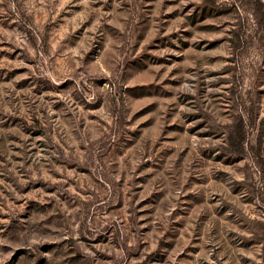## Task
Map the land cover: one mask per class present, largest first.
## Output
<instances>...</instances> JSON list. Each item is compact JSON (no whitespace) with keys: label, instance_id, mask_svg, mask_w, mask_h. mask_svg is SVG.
Wrapping results in <instances>:
<instances>
[{"label":"rangeland","instance_id":"obj_1","mask_svg":"<svg viewBox=\"0 0 264 264\" xmlns=\"http://www.w3.org/2000/svg\"><path fill=\"white\" fill-rule=\"evenodd\" d=\"M0 264H264V0H0Z\"/></svg>","mask_w":264,"mask_h":264}]
</instances>
